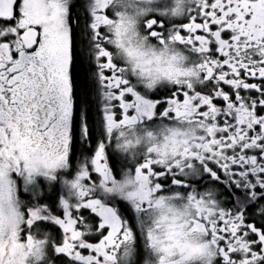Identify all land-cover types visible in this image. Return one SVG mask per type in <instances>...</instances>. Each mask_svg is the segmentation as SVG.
<instances>
[{
	"label": "snow or ice",
	"instance_id": "1",
	"mask_svg": "<svg viewBox=\"0 0 264 264\" xmlns=\"http://www.w3.org/2000/svg\"><path fill=\"white\" fill-rule=\"evenodd\" d=\"M0 264H264V0H0Z\"/></svg>",
	"mask_w": 264,
	"mask_h": 264
}]
</instances>
